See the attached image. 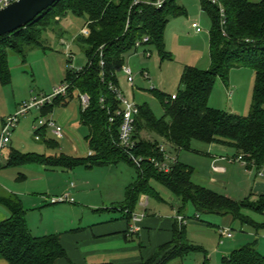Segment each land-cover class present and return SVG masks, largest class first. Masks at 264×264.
Listing matches in <instances>:
<instances>
[{
	"label": "trees",
	"instance_id": "trees-1",
	"mask_svg": "<svg viewBox=\"0 0 264 264\" xmlns=\"http://www.w3.org/2000/svg\"><path fill=\"white\" fill-rule=\"evenodd\" d=\"M138 0H58L48 11L26 27L0 38V82L8 86L12 82L10 55H18L23 62L27 51L44 48L42 35L51 26L60 23L69 14L86 18L88 36L77 41L85 47L87 65L82 70L67 71L64 83H69L67 97H58L52 105L41 110L43 116L52 113L54 106H67L75 94H88L90 107L81 110V123L89 128L86 138L91 156L75 158L64 154L46 157L22 154L11 150L7 167L37 164L50 170L73 171L79 167H107L126 162L132 166L137 179L126 188L125 207L130 215L136 210L140 197L161 200L152 183L168 189L181 203L192 205L199 215L232 216L235 221L254 224L243 214L244 210L264 212V196L258 202L248 199L242 202L217 193L193 182L194 169L180 161L170 173L160 172L149 158L164 161L160 146L171 150L194 152L193 142L225 144L244 156L249 165L264 167V0H219L225 11L223 19L218 5L200 0L201 10L212 22L209 32V56L211 67L200 70L186 67L181 77V89L172 96L157 90L153 95L161 103L165 115L158 119L147 106H139L134 139L136 155L145 158L137 168L118 147L121 121L114 124L120 109L112 87L119 88V74L126 63V55L136 51V43L149 38L146 47H154L162 60L168 58L164 33L173 18L185 15L178 0H166L161 8ZM155 3L158 0H142ZM223 20L225 23H223ZM101 60L104 66H101ZM246 68L255 74V86L251 110L247 116L232 114L210 106V100L218 81L228 86L234 69ZM79 97V96H78ZM40 129L38 132L45 136ZM146 132L150 140L142 137ZM46 146L58 149L55 141H45ZM1 167V166H0ZM0 205L9 217L0 222V260L7 264H57L67 259L60 235L34 236L27 224V212L17 197H0ZM184 211H179L183 214ZM184 226L175 223L173 238L160 246L149 259L139 264H168L173 260L202 251L185 236ZM203 264H209L208 259ZM223 264H264L262 255L254 245L235 250L223 258Z\"/></svg>",
	"mask_w": 264,
	"mask_h": 264
},
{
	"label": "rangeland",
	"instance_id": "rangeland-1",
	"mask_svg": "<svg viewBox=\"0 0 264 264\" xmlns=\"http://www.w3.org/2000/svg\"><path fill=\"white\" fill-rule=\"evenodd\" d=\"M249 1L258 3L262 0ZM178 4L185 10V15L173 18L164 33L165 51L168 53V58L162 60L154 47H148L151 50V57H147L143 49L131 52L126 55L125 66L133 71V86L128 83L127 77L122 72L118 75L119 88L128 101H133L138 106L147 105L158 119L164 117L165 111L159 100L153 95L152 90L155 89L169 96L177 95L181 89L180 81L186 67L200 70H207L211 67L209 56L211 19L202 12L200 0H178ZM194 23L198 24L203 32L197 34L196 30L192 28ZM85 27L86 18L69 14L60 23L51 26L43 33L41 40L44 48L28 50L25 62L16 54L10 55L12 82L8 86H3L0 82V136L4 122L15 116L22 105L28 104L34 99L39 100L51 96L54 90L62 85L69 69L78 70L87 65L85 47L76 39L82 35ZM61 34H63L65 44L60 42ZM67 45L69 46L68 50ZM70 53L73 54L72 58ZM245 69L243 70L245 72L232 71L228 86H225L222 81L217 82L210 100L211 107L230 112L231 101L235 97L237 98L235 104L238 106L242 104L249 106L250 102L252 103L255 76L252 70ZM145 74L149 76L148 80L145 79ZM235 83L237 84L236 88L233 85ZM228 90H231L232 94H228ZM236 93L238 96H235ZM78 96L79 94L76 93L67 106L56 104L52 113L47 116H43L37 109L20 116L19 123L12 130L11 144L5 150L2 158L0 197H17L22 202L27 212L30 229L34 235H38L37 237L54 232L55 228L70 231V228H73V223H78L83 216H85V221L93 217L92 210L88 209V205L77 197V191H68V185L78 184L77 182L98 181L104 185L101 189L102 195L105 200H108L118 198L136 178L135 169L126 162L112 165L111 168H77L74 170V177L61 172H51L53 170L37 164L7 167L11 150L19 151L22 154L46 157H55L61 154L75 158L88 157L91 152L86 141L89 136V128L81 123L82 108ZM65 111H70L72 118L67 128L62 127L64 130L63 139L58 138L50 129L43 131L44 137L35 131L34 127L39 120L58 121V117ZM37 136L40 137L39 141L36 140ZM142 137L149 140L153 138H150L146 132L142 133ZM46 140L55 141L59 144V148H48ZM192 147L205 149L207 145L193 142ZM180 160L189 166L194 163L200 164V158L191 153H183ZM152 185L161 199V209L158 214L173 218L176 216L174 207L177 208V213L184 211L187 215L189 241L195 247L205 251L209 264L211 262L223 264V251L230 245L231 240H224L222 246L219 244L220 236H223L222 230L219 229L217 232L218 228L215 226L221 228L222 216L199 215L192 205L184 206L165 187L156 182H153ZM88 190L90 192L97 191L93 185ZM66 193H70L71 198L74 199L73 203L56 205L50 203L52 198L64 196ZM97 199H99L98 201L102 200V196ZM90 200L93 202V194ZM150 200L151 203H159L155 198H150ZM100 204L102 203L100 202ZM0 209L8 213L1 205ZM138 211L137 208L136 213H139ZM204 255L202 251H196L184 258L168 262V264H199V262L202 263Z\"/></svg>",
	"mask_w": 264,
	"mask_h": 264
},
{
	"label": "crops",
	"instance_id": "crops-1",
	"mask_svg": "<svg viewBox=\"0 0 264 264\" xmlns=\"http://www.w3.org/2000/svg\"><path fill=\"white\" fill-rule=\"evenodd\" d=\"M62 41H64L63 34L60 36V42ZM243 70L244 68H239L233 71L245 72ZM233 85H235V88L237 87L236 83ZM230 91L228 90L227 93L232 94V91L231 93ZM235 96H238L237 93ZM236 101V97L231 101L229 113L247 116L251 110L252 103L250 102L249 106L247 104L238 106V104H235ZM246 112L248 113L245 115ZM71 118V112L65 111L58 117V121H54L60 126L67 128ZM206 145L207 147L205 149H194L192 147L194 152L171 150L168 151V155L177 161H181L180 159L183 157V153H191L197 156V158H200V164L194 163L191 166L194 169L192 179L197 185L209 188L238 202L248 199L251 203H255L259 201L260 197L264 196V167L259 169L255 165L248 166L234 161L233 159L239 156L238 152L228 145ZM110 166L100 168H111ZM214 166L221 168V170L214 171ZM79 168L93 169L87 167ZM51 172H61L73 177L75 174L74 170H53ZM136 179L137 173L133 182ZM77 183L68 185V191H77V197L80 201L88 205L87 208L92 210L93 217L85 221V216H83L82 220L78 223H73V228H70V231L55 228L53 229L54 232L47 233L49 235H60L61 243L67 252V259L60 260L57 264H139L151 258L160 246L172 240L175 223L182 225L177 220V217H184L187 221V215L185 213H177L178 210L176 207L173 208L176 212V216L173 218L158 214L161 209V200H158L159 203H151L150 198L143 195L140 197L137 206L139 213H136L137 208L133 213H145L146 217L141 223V232L131 235L128 232L130 223L128 215L130 213L124 209L126 208V189L118 198L105 200L101 190L104 186L102 183L98 181ZM92 185L97 191L90 192L88 190ZM92 194L93 202L90 200ZM101 196L102 200L98 201L99 199L97 198ZM173 197L178 199L174 195ZM107 205L111 206L109 207ZM243 214L254 224L259 225L258 228H255V225L252 224L235 221L230 215L222 217V221L220 222L222 225L221 228L220 226H215L218 228L217 232L219 229H228L233 235L232 238L220 236V246L224 245V240H231L230 245L223 251V258L230 256L235 250L247 245L256 246L257 250L264 255V212L258 213L254 210H244ZM8 217L9 213L3 212L0 209V222L6 220ZM182 226L186 229L185 236L189 241L187 237V222ZM28 227L31 231L29 224ZM31 233L33 234L32 231ZM47 234L44 235L47 236ZM205 257V255L202 257V263L199 262V264H203ZM0 264L7 263L4 260H0ZM211 264L213 263L211 262Z\"/></svg>",
	"mask_w": 264,
	"mask_h": 264
},
{
	"label": "built area",
	"instance_id": "built-area-1",
	"mask_svg": "<svg viewBox=\"0 0 264 264\" xmlns=\"http://www.w3.org/2000/svg\"><path fill=\"white\" fill-rule=\"evenodd\" d=\"M18 0H0V10L8 7L12 3L16 2ZM166 0H158L155 3H150V2H145L142 0H138L135 2V4H138L140 2L147 3V4H153L154 6L161 8L163 4L165 3ZM213 5H218L220 7L221 15L223 19H225V11L220 4L219 0H207ZM223 23L225 21L223 20ZM192 28L196 30V33H201L203 30L200 28V26L196 23L192 25ZM83 36H88L89 35V30L84 29L82 31ZM149 42V38L145 37L142 41H139L136 43L135 49L138 52L139 50H144V53L146 54L147 57H151V50L146 47V45ZM65 41H62V44H65ZM69 49V46L67 45V50ZM70 57H73V54L70 53ZM101 66H104V61L101 60ZM73 70V69H72ZM82 70L78 69L75 70V72H78ZM122 73L127 77V81L129 84L133 86L134 84V78H133V71L127 67L123 66L122 67ZM145 79H149V76L147 74L144 75ZM70 84L69 83H64L62 84L59 88H56L51 96L42 98V99H34L32 102L22 105L20 107V110L15 116H12L8 118L2 128V134L0 136V166L2 163V158L4 157V152L5 150L9 147L11 144V135H12V130L16 128V125L19 123V117L25 114H28L31 110L37 109L41 111L48 105H52L53 101L58 98V97H67L68 92H69ZM112 91L115 93L117 100L120 103V109L116 113V117H111L110 123L114 124L115 121L119 118L121 121V126H120V133H119V142H118V147L121 148L124 153L128 156L129 160L137 167L141 168L142 164L145 163V158L136 155L135 150L137 147V143L134 139L135 135V129H136V118L139 115V106L133 102V101H128V99L123 95L121 92L120 88L117 87H112ZM172 99H176V95L172 96ZM79 101L80 105L83 111L87 110L90 107V97L87 94H79ZM35 131L38 132L40 129H50L52 132L60 139H63L64 137V130L62 126L58 125L54 120L52 119H46V120H39L38 124L34 127ZM36 140L39 141L40 137L37 136ZM160 152L164 154V161L160 162L157 161L156 159L149 158L148 161L152 163L160 172L163 173H170L173 166L177 163V160L175 158H171L168 155L167 152V146L161 145L160 146ZM92 155V152H89V156ZM234 161H238L243 163L244 165H248L246 159L244 156L239 155L237 158L233 159ZM232 160V161H233ZM214 171H220L221 168L214 166L213 167ZM72 187H74L72 185ZM74 199L71 198L70 193H66L64 196L57 197V198H52L50 200V203L52 205L60 204V203H73ZM146 215L145 213H140L136 214L133 213L130 218V223H129V234L135 235L141 232V223L145 219ZM177 220L182 223V225L186 224V219L184 217H177ZM222 235L227 237V238H232V233L228 229H222Z\"/></svg>",
	"mask_w": 264,
	"mask_h": 264
},
{
	"label": "water",
	"instance_id": "water-1",
	"mask_svg": "<svg viewBox=\"0 0 264 264\" xmlns=\"http://www.w3.org/2000/svg\"><path fill=\"white\" fill-rule=\"evenodd\" d=\"M58 0H18L0 10V38L34 22Z\"/></svg>",
	"mask_w": 264,
	"mask_h": 264
}]
</instances>
